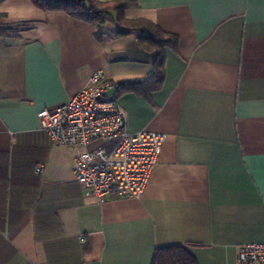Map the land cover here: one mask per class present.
<instances>
[{
    "label": "crops",
    "instance_id": "0c3cea01",
    "mask_svg": "<svg viewBox=\"0 0 264 264\" xmlns=\"http://www.w3.org/2000/svg\"><path fill=\"white\" fill-rule=\"evenodd\" d=\"M134 1L126 17L177 45L162 88L120 102L130 132L167 137L143 196L101 201L38 113L97 70L141 83L157 54L112 24L100 39L64 12L0 1V264H152L176 244L199 264H238L240 246L264 242V0Z\"/></svg>",
    "mask_w": 264,
    "mask_h": 264
},
{
    "label": "built area",
    "instance_id": "2783aa9c",
    "mask_svg": "<svg viewBox=\"0 0 264 264\" xmlns=\"http://www.w3.org/2000/svg\"><path fill=\"white\" fill-rule=\"evenodd\" d=\"M119 86L97 70L68 101L38 113L50 140L75 150V178L100 201L143 196L167 137L128 130ZM238 264H264V242L240 246Z\"/></svg>",
    "mask_w": 264,
    "mask_h": 264
},
{
    "label": "trees",
    "instance_id": "16d2710c",
    "mask_svg": "<svg viewBox=\"0 0 264 264\" xmlns=\"http://www.w3.org/2000/svg\"><path fill=\"white\" fill-rule=\"evenodd\" d=\"M1 1V0H0ZM44 11H61L67 15L95 26V35L102 38L106 25L115 26L116 36H126L137 33L140 46L157 54L154 64V74L134 84H120L119 93L134 92L151 99L153 92L162 88L165 78V47L176 48L177 39L151 20L129 19L127 9L137 7L134 0H31ZM3 31L0 28V34ZM152 264H199L198 260L183 244H176L156 249Z\"/></svg>",
    "mask_w": 264,
    "mask_h": 264
}]
</instances>
